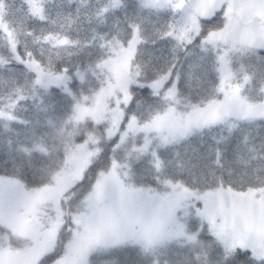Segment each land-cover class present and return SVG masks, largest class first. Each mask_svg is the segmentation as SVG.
Wrapping results in <instances>:
<instances>
[{
  "label": "snow or ice",
  "instance_id": "1",
  "mask_svg": "<svg viewBox=\"0 0 264 264\" xmlns=\"http://www.w3.org/2000/svg\"><path fill=\"white\" fill-rule=\"evenodd\" d=\"M55 2L0 0V124L29 130L0 163V264H264V143L226 167L264 127V0Z\"/></svg>",
  "mask_w": 264,
  "mask_h": 264
},
{
  "label": "trees",
  "instance_id": "2",
  "mask_svg": "<svg viewBox=\"0 0 264 264\" xmlns=\"http://www.w3.org/2000/svg\"><path fill=\"white\" fill-rule=\"evenodd\" d=\"M9 3L12 2V0H8ZM106 0H85V3L88 5V7L84 8L83 11L87 13L93 12L95 9L99 8L102 6L103 3H105ZM79 3V0H77L76 4L69 5L68 0H56L55 4L52 5L53 8V15L55 14V11L58 10V6L62 5L65 11L71 10L75 11V8L77 7ZM19 5V0H16V5L13 7L12 12L15 13V7H18ZM117 17L120 18V20H123V13H116L114 16H109L108 17V24L107 26H103L100 28L101 31H108L111 26L117 22ZM9 19H18L19 17L14 15V16H9ZM81 25H82V31L80 32V37L81 39L87 38L91 35V29L97 27L98 22L93 21L92 24H88L86 20L83 19L81 20ZM122 27L124 26L123 24L121 25ZM149 29L151 30V25H148ZM73 35L75 36L76 33L74 32ZM171 45L165 42H162L160 44H157L155 47H153L151 44L147 45L142 53V58L144 60H153L157 63L162 64L165 59L170 58L171 52H170ZM191 61H187L184 63V71H188V63ZM2 91V89H0ZM62 98L60 97L59 94H56L53 97H46L45 98V105H56V111L59 112L60 110V105L62 103ZM27 111H21L20 116L23 119L26 120H31L33 123L37 119H40L41 124H44L46 119L49 116H53L54 113L50 109L49 112L44 113V112H38L35 105L31 102H29L26 105ZM14 131L13 132H6L3 124H0V163H2L4 160H6L7 153H8V141L12 140L13 141V148H16L17 141L20 142H25L26 135L28 133V128H25L22 125H17L14 124L12 125ZM41 132L48 131L47 127H42L40 129ZM16 133H19V136L16 135ZM224 134H227L226 132ZM212 135L219 136L221 135V132L219 129L214 130L213 133H209L205 137V142L206 144H211L212 141L210 137ZM245 136H249L251 143L255 144L257 147L261 143H264V127H261L259 130L255 129L254 127H250L247 125L241 126V129L238 130L233 138L231 145L229 146V153L227 156V162H226V167H234L239 171V166L235 163V156L233 154V150L236 148L237 144H240L241 150L244 151L243 147V140ZM30 146V145H29ZM193 147L200 148V142L199 140H194L193 141ZM200 150L206 151V148H200ZM16 153L13 152V155ZM189 154H191V149H189ZM135 258V257H133ZM171 254H164L159 256V264H166V262L171 259ZM99 261L103 262L104 260L108 259L106 256H99L97 258Z\"/></svg>",
  "mask_w": 264,
  "mask_h": 264
}]
</instances>
